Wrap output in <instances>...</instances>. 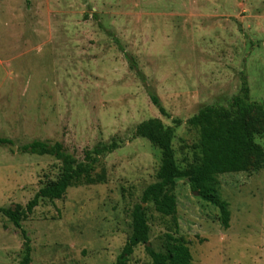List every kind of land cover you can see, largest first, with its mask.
Listing matches in <instances>:
<instances>
[{"label":"rangeland","instance_id":"obj_1","mask_svg":"<svg viewBox=\"0 0 264 264\" xmlns=\"http://www.w3.org/2000/svg\"><path fill=\"white\" fill-rule=\"evenodd\" d=\"M237 94L264 108V0H0V137L16 146L0 145V206L23 207L60 173L53 156L21 145L59 142L77 161L98 143L119 145L95 164L99 181L72 182L21 222L32 264L114 263L160 166V150L134 137L135 126L148 118L173 126L174 159L186 169L201 159L199 129L186 120L205 105L232 111ZM254 140L264 153V116ZM254 160L244 172L217 176L228 228L185 179L172 189L175 223L144 203L149 246L163 251L172 233L188 244L193 264H264V154ZM22 243L0 214V264H20ZM146 247L138 244L127 264H152Z\"/></svg>","mask_w":264,"mask_h":264},{"label":"trees","instance_id":"obj_2","mask_svg":"<svg viewBox=\"0 0 264 264\" xmlns=\"http://www.w3.org/2000/svg\"><path fill=\"white\" fill-rule=\"evenodd\" d=\"M103 30L105 28L98 24ZM109 35L113 33L108 31ZM118 49L127 60L129 68L141 79L151 103L159 112L166 115L159 97L152 91L139 69L134 57L128 54L119 41L114 38ZM232 111L223 106L205 105L186 120V123L199 129V148L201 159L198 165L186 169L178 168L171 144L173 126H165L159 118H148L135 126L134 137H143L160 150V166L157 180L148 184L142 191L140 203L131 212V234L112 264H127L129 256L138 244L149 242V225L144 203H152L154 210L175 221L176 198L172 193L176 182L185 179L193 192L203 201L218 209V221L223 228H228L230 211L218 188L217 176L226 173L244 172L257 163L253 158L263 156L262 149L255 143L254 131L264 116L261 102L250 101L246 95H234L231 99ZM182 121L173 119L174 126ZM12 144V141L0 137V145ZM119 148L118 142L98 143L84 153L83 159L77 161L64 152L59 142L52 144L32 140L18 147L20 152L53 156L60 163V173L55 180L39 188L23 207H2L0 214L19 230L22 243L20 264H32L30 241L21 222L32 213L40 199H60L72 182L94 183L100 178L93 177L92 171L100 156ZM164 250L156 251L147 246L152 264H193L188 244L180 236L164 234Z\"/></svg>","mask_w":264,"mask_h":264},{"label":"water","instance_id":"obj_3","mask_svg":"<svg viewBox=\"0 0 264 264\" xmlns=\"http://www.w3.org/2000/svg\"><path fill=\"white\" fill-rule=\"evenodd\" d=\"M8 147H10L12 150H15L16 149V146L15 145H12V144H7ZM195 194H197L196 192H194ZM147 246H149V242L146 243Z\"/></svg>","mask_w":264,"mask_h":264}]
</instances>
